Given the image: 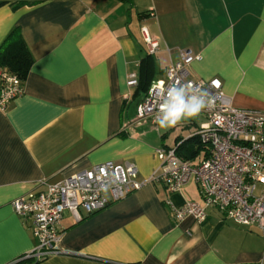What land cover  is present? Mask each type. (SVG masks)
Instances as JSON below:
<instances>
[{
	"label": "crops",
	"instance_id": "0c3cea01",
	"mask_svg": "<svg viewBox=\"0 0 264 264\" xmlns=\"http://www.w3.org/2000/svg\"><path fill=\"white\" fill-rule=\"evenodd\" d=\"M14 27L33 62L24 92L0 110V264L36 246L29 221L10 201L40 182L107 160L134 163L140 181L158 168L154 150L164 133L136 124L128 109L137 101L136 110L144 83L164 79L179 48L201 56L188 66L190 77H216L234 107L264 113V0L0 3V43ZM142 27L158 44L150 57ZM131 74L134 85L127 84ZM203 120L201 113L176 136H190ZM166 199L176 207L200 201L194 177L171 193L160 181L146 182L100 211L79 209V218L66 210L62 252L19 264H264L256 225L236 224L213 207L201 223L177 221Z\"/></svg>",
	"mask_w": 264,
	"mask_h": 264
},
{
	"label": "built area",
	"instance_id": "2783aa9c",
	"mask_svg": "<svg viewBox=\"0 0 264 264\" xmlns=\"http://www.w3.org/2000/svg\"><path fill=\"white\" fill-rule=\"evenodd\" d=\"M141 30L147 52L155 53L157 42L147 35L144 27ZM177 53L179 58L166 66L164 79L153 82L143 95L136 107L135 122L158 129L155 117L163 99L162 90L177 80L191 82L206 90L214 101L211 108L202 112L204 120L194 132L207 146L208 155L194 163L177 156V143L172 147L163 145L154 150L159 166L146 180L137 179L134 163L107 160L58 182H40L42 188L10 201L13 211L29 221L36 239L35 248L22 259L39 261L62 252L59 248L63 234L60 221L64 211H70L77 218L79 209L87 215L95 213L153 181H160L171 193L180 191L194 177L200 201L188 200L178 207L168 199L165 201L177 221L192 217L201 223L207 217L206 209L213 207L224 218L239 225H256L264 233V113L234 107L216 77H190L188 66L201 56L189 48H179ZM160 81L164 83L160 85ZM136 82L131 74L127 84ZM23 92V80L1 69L0 110H6ZM22 259L9 264H18Z\"/></svg>",
	"mask_w": 264,
	"mask_h": 264
},
{
	"label": "trees",
	"instance_id": "16d2710c",
	"mask_svg": "<svg viewBox=\"0 0 264 264\" xmlns=\"http://www.w3.org/2000/svg\"><path fill=\"white\" fill-rule=\"evenodd\" d=\"M9 1L5 0L0 3ZM150 55L148 54L146 57H150ZM32 62L33 58L21 37L19 29L14 27L0 43V69L5 68L11 74L24 80ZM148 87L149 85L144 83V86H141L139 90L145 94ZM175 140L177 142L175 153L180 158L193 160L194 163H197L208 155L207 146L195 133L186 138L176 136Z\"/></svg>",
	"mask_w": 264,
	"mask_h": 264
},
{
	"label": "clouds",
	"instance_id": "9594fccd",
	"mask_svg": "<svg viewBox=\"0 0 264 264\" xmlns=\"http://www.w3.org/2000/svg\"><path fill=\"white\" fill-rule=\"evenodd\" d=\"M163 83L159 82L160 85ZM162 93L163 99L155 117L159 129L172 128L181 122L194 120L214 103L206 90L194 86L191 82L181 83L177 80L166 90H162Z\"/></svg>",
	"mask_w": 264,
	"mask_h": 264
},
{
	"label": "rangeland",
	"instance_id": "374dc122",
	"mask_svg": "<svg viewBox=\"0 0 264 264\" xmlns=\"http://www.w3.org/2000/svg\"><path fill=\"white\" fill-rule=\"evenodd\" d=\"M137 104V101L132 102V104L130 105L128 112H129V117L130 120L136 119V110H135V106ZM195 122L196 119L188 121V122H181L179 124H177L175 127L172 128H168V129H157L155 126H150L147 124L146 128L151 129L154 133H164V138L161 140L160 146L166 145V146H173L174 143V138L176 137V135L178 134H185L187 132V126H189L191 124V122ZM190 126H193V124H191Z\"/></svg>",
	"mask_w": 264,
	"mask_h": 264
}]
</instances>
